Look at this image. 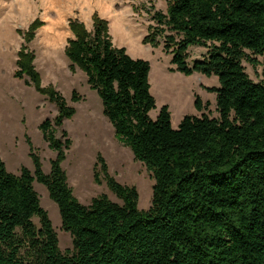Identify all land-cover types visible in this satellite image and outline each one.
<instances>
[{"label":"trees","instance_id":"obj_1","mask_svg":"<svg viewBox=\"0 0 264 264\" xmlns=\"http://www.w3.org/2000/svg\"><path fill=\"white\" fill-rule=\"evenodd\" d=\"M165 2V14L151 15L156 25L144 41L161 39L185 76L217 77L219 87L209 89L217 117L202 113L207 104L195 97L201 116L183 117L176 130L167 106L151 120L149 63L115 48L104 20H93L91 32L70 23L74 39L66 56L97 92L117 140L150 173L152 203L138 211L136 191L110 178L104 164L107 185L123 204L105 196L88 207L78 203L60 167L71 141L64 130L63 141L56 137L72 109L51 92L57 115L39 127L57 154L50 174L36 158L34 176L27 169L8 174L0 160V264H264V0ZM190 46L208 49L192 67L185 61ZM19 57L15 76L30 70L36 83L30 54ZM243 62L262 68L260 82L250 79ZM94 178L100 182L99 174ZM34 181L57 205L71 250L59 251Z\"/></svg>","mask_w":264,"mask_h":264},{"label":"rangeland","instance_id":"obj_2","mask_svg":"<svg viewBox=\"0 0 264 264\" xmlns=\"http://www.w3.org/2000/svg\"><path fill=\"white\" fill-rule=\"evenodd\" d=\"M166 11L165 0H0V160L5 172L19 176L27 169L34 176L36 158L42 173L50 174L57 154L49 149L39 127L57 115L56 105L49 100L51 92H56L72 109L71 118L56 129V137L63 141L64 130L71 141L60 167L73 197L85 207L101 196L123 204L107 185L104 164L110 178L136 191L138 211H147L154 180L115 137L97 92L90 89L83 70L66 56V47L74 39L70 23L83 24L91 32L93 20H104L115 48L149 63L148 84L155 100V109L148 114L151 120L162 106L168 107L175 130L185 116L205 113L217 117L215 94L209 91L219 87L217 77L200 73L185 76L171 63L172 55L165 53L161 39L154 45L144 41L148 27L156 25L151 15ZM207 51L206 47L190 46L185 53L187 65L202 61ZM20 53L30 54L36 83L31 81L30 70L21 78L15 76ZM243 66L253 82L262 80L261 67L254 69L246 62ZM195 97L207 104L202 113L194 107ZM95 174H99V183ZM32 186L40 207L47 212L59 251L71 250L72 238L62 229L58 207L47 188L37 181ZM33 222L39 227L38 218Z\"/></svg>","mask_w":264,"mask_h":264},{"label":"crops","instance_id":"obj_3","mask_svg":"<svg viewBox=\"0 0 264 264\" xmlns=\"http://www.w3.org/2000/svg\"><path fill=\"white\" fill-rule=\"evenodd\" d=\"M179 125V124H178ZM172 126V125H171ZM178 127V126H177ZM177 129V128H176Z\"/></svg>","mask_w":264,"mask_h":264}]
</instances>
